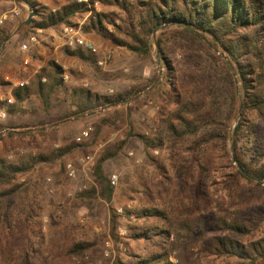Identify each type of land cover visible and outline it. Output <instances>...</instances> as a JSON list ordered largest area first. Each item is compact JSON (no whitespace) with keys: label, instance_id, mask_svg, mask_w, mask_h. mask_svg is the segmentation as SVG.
I'll use <instances>...</instances> for the list:
<instances>
[{"label":"rangeland","instance_id":"1","mask_svg":"<svg viewBox=\"0 0 264 264\" xmlns=\"http://www.w3.org/2000/svg\"><path fill=\"white\" fill-rule=\"evenodd\" d=\"M119 34L122 35L121 32ZM161 34L162 31L159 30L152 37L153 51L148 57H140L113 46L110 41H105L104 46L97 45L102 51L113 52L112 60L103 67L70 57L66 52L67 47L63 46L58 59L69 61V67L65 70L69 79L65 81L66 87L54 95L49 112L44 111L39 99L32 98L24 105L26 114L7 113V118L4 119L6 123L3 119L0 120V157L10 160L25 157L29 153L48 154L60 145L73 142L88 125L94 127L92 137L70 156L18 176L16 182L23 183L22 191L10 202L1 204L0 264H22L27 248L33 264H114L117 258L133 262L138 257H150L158 248L151 241L131 239V226L142 228L163 225L164 221L159 218L138 220L135 216L129 220L124 215L126 208L138 210L156 207L174 219L183 216L185 212L198 214L205 207L210 212L223 214L220 207L231 210L250 201L264 203V195L250 189L249 184L230 165V157L234 154L231 142L227 145L218 141L195 146V141H199L201 135L211 132L214 127L205 125L198 136L188 137L181 142H175L165 130L160 132L165 119L185 98L198 99L203 96L204 110L211 113L209 118L213 114L218 117L215 112L219 110L224 115L226 106L224 99L219 97L222 95L217 96L219 98L206 96L209 93L206 80L195 84L190 82L192 73L201 74L204 71L197 64L202 62L201 52L185 47L183 41L171 33L163 38L178 67L176 76L172 79L174 84L171 85L165 79V68L156 43ZM12 43L8 44L7 52ZM22 43L19 42V47L15 48L14 53L11 51V55H6L5 51L3 57H0V73L4 69L7 73L4 74L5 77L10 72L15 75L18 72L9 69L12 65L17 67L21 62L23 64L24 53L20 48ZM204 56L207 57L205 54ZM52 59L56 60L57 57ZM46 64L45 67L48 66ZM155 79L157 81L153 85ZM7 82L11 83L4 88L0 84V90L3 89L4 93L7 89H13L14 81ZM78 86L99 94H113L131 88L144 90L137 98L124 101L119 106L101 107L88 117L51 126V123L58 121L60 116L72 109V92ZM256 117L255 112L250 114L253 121L257 120ZM42 120L48 122L44 128L46 135L43 136L35 132L42 127ZM17 123L27 124V127L18 130L30 131L34 135L1 134L4 124L15 126ZM237 123L238 120L235 126ZM130 131L145 134L155 143L147 149L138 137H128ZM124 140L127 143L123 151L105 165V172L110 180L112 175L118 176L112 201L80 198V186L86 185V189H89L94 182L92 172L86 175L79 160L87 159L91 167V163L107 145ZM67 162H73L79 170V175L74 180L66 174ZM195 184L200 185V190L194 187ZM205 189L208 195L204 193ZM240 199L244 201L242 205ZM32 206L37 210L35 218H29L27 214ZM37 235L41 237L36 238ZM262 238L264 223L249 239ZM171 239L174 241L175 237L172 236ZM79 241L95 245L83 257L70 255L69 248ZM209 242L210 237L206 236L194 245H180L171 259L173 262L178 258L199 260L204 264L225 262L216 260L206 251Z\"/></svg>","mask_w":264,"mask_h":264},{"label":"trees","instance_id":"2","mask_svg":"<svg viewBox=\"0 0 264 264\" xmlns=\"http://www.w3.org/2000/svg\"><path fill=\"white\" fill-rule=\"evenodd\" d=\"M17 1L25 2L35 12L30 25L23 22L29 29L47 30L61 25L76 26L80 19L88 16L83 25L85 35H97L110 41L113 46L140 57L152 54V37L161 30L162 34L156 43L165 68V79L171 85L174 84L172 79L176 76L178 66L163 36L171 33L183 41L185 47L199 50L202 62L197 64L204 71L201 74L192 73L189 80L192 84L206 80L209 90L207 97L222 95L219 97L226 103L225 114L222 115L219 110L215 112L218 117L213 114L209 118L211 113L204 110L203 96L198 99L185 98L165 119V125L160 132L165 130L171 139L181 142L188 137L198 136L205 125H211L213 130L201 135L200 140L195 141V146L218 141L227 145L231 142L234 154L230 157V165L249 184L250 189L264 195V0H71L56 9L44 5L40 0ZM96 2L100 3V11L95 9ZM109 8L112 11H107ZM110 26L113 28H109ZM12 27L11 23L0 27V50L10 39ZM66 52L71 57L98 65L97 57L85 50L66 48ZM204 54L207 55L206 58ZM31 57L30 67L34 59L32 55ZM64 73V67L60 63L49 60L48 66L31 77L29 85L13 88L12 104L5 100L0 106L8 115L26 114L24 105L32 98H37L48 113L54 95L66 87ZM25 77L30 78L29 74ZM156 81L155 79L152 82L153 85ZM1 84L10 83L2 81ZM142 90L144 89L137 91L136 88H131L113 94H99L78 86L72 92V109L60 116L58 121L51 123V126L88 117L101 107L119 106L124 101L137 98ZM252 112L257 115L255 121L250 118ZM47 123L42 120V127L35 132L46 135L44 128ZM14 125L4 128L13 131L27 127V124L21 123ZM5 135L34 134L17 130ZM132 135L138 137L147 149L155 143L145 134H134L130 131L128 137ZM126 141L107 145L95 158L91 163L94 184L89 189L80 191V198L112 201L116 187L107 177L105 165L123 151ZM85 142L79 144L74 140L54 148L48 154L29 153L15 160L0 157V217L1 204L10 202L22 191L23 183L16 182L19 175L29 173L41 165L54 164L76 152ZM235 163L237 165L234 166ZM194 187L200 190L199 184ZM204 193L208 195L206 189ZM240 202L242 205L244 201L240 199ZM220 209L223 214L210 212L205 207L198 214L185 212L183 216L173 219L156 207H143L138 210L126 208L124 215L129 220L133 216L138 220L159 218L164 224L142 228L131 226V239L151 241L158 251L148 258L138 257L133 262L117 258L114 264H204L199 260L179 258L173 262L171 256L180 245H194L206 236L210 237L206 251L216 260L225 261L221 264L264 263V238L249 239L264 223V203L250 201L240 208ZM36 213L37 210L32 206L27 214L29 218H35ZM116 218L115 214L114 219ZM172 236L175 237L174 241H171ZM40 237L37 235L36 238ZM94 245L87 241L75 242L68 252L70 255L83 257ZM22 264H33L28 248Z\"/></svg>","mask_w":264,"mask_h":264},{"label":"crops","instance_id":"3","mask_svg":"<svg viewBox=\"0 0 264 264\" xmlns=\"http://www.w3.org/2000/svg\"><path fill=\"white\" fill-rule=\"evenodd\" d=\"M40 1L44 5H47L53 9H56L57 7L64 5L65 3L69 2L66 0H40ZM79 1H86L87 2L88 0H79ZM0 8L3 11L12 10V9L21 10V15L19 17L15 18V19L7 20V22L5 23V24L11 23V24H13V27L11 28L10 39L5 44L4 48L3 49L1 48V50H0V57L1 56L3 57V53L6 51L8 44H10L11 42H13L11 49L9 50V52H7V51L5 52V53H7L6 55H11V51H12V53H14L15 48L19 47V46H17V45H19V42H23L22 44L27 43L28 40L33 35L37 36V38H38V42L36 44L31 45V53H32L31 55L34 58L32 66L31 67L28 66L27 68L24 69L22 62H21V64H18L17 67L14 64L9 69H14V70H16V72L17 71L18 72L16 73V75L14 73L10 72L7 77L4 76V74H7V73H5L4 69H3L0 73V77H1L0 84L2 81H4L3 79H5L6 82L7 81H14V82L22 81V80L26 79L25 76H27L28 74L30 76V78L28 77V79H31V77L33 75L40 72L42 70V68H44L45 65H47L46 63H48V61L54 57H57L56 61L58 63L61 62L60 64L64 67V70L68 69L69 61H64V60L60 61L58 59V56L60 57V54H61L60 48H62L63 46L66 48L64 38H63L64 25H61V26H58V27H55L52 29H47V30L29 29L26 26L27 24L25 25L23 23L24 21H26L28 19L29 13H31L30 6L27 5L25 2H19L17 0H0ZM95 9H96V11L101 10V6H100L99 2L95 3ZM87 17L88 16H86L85 19H83V20L80 19L79 23L84 25V22L87 19ZM86 36H87V38L92 40L98 46H100V45L104 46V45H106L104 42L108 41V40H105L102 37H99L97 35H92V36L86 35ZM7 59H9V58H7ZM60 59H62V58H60ZM53 60H55V59H53ZM15 78H17V79H15ZM9 83H11V82H9ZM1 87L4 88L5 84H1ZM5 91H7V92L4 93L3 89L0 90V103L5 102V100H7L8 98H12L14 100L13 89H11L10 91L7 89ZM2 111H5V110L0 106V113ZM86 116H88V115H86ZM6 118H0V120L3 119L2 121L6 123V120H4ZM15 122L16 121H14V123ZM5 125L6 124H4V127H5ZM17 130L18 129H15L12 132H15Z\"/></svg>","mask_w":264,"mask_h":264},{"label":"built area","instance_id":"4","mask_svg":"<svg viewBox=\"0 0 264 264\" xmlns=\"http://www.w3.org/2000/svg\"><path fill=\"white\" fill-rule=\"evenodd\" d=\"M21 15V10L19 9H12V10H5L3 11L0 8V27H2L7 20L15 19ZM83 24L79 23L76 26L67 25L63 28V38L65 42V46L71 50L75 49H82L85 50L93 55H95L98 59V65L99 66H106L113 58V52L112 51H102L92 40L87 38V36L84 33ZM38 42L37 36L33 35L29 39L27 43L22 44L21 49L24 53L23 58V67L24 69L27 68L31 61L32 57L30 54L31 45L36 44ZM69 79V74L67 72L64 73V80L67 81ZM45 80V79H44ZM30 79L26 78L22 81H17L12 83V88L17 87H23L26 85H29ZM8 103L12 104L13 99L8 98ZM1 118H6L7 113L5 111H2L0 113ZM12 132L9 128H4L1 130V134H6ZM94 133V127L92 125H88L76 138V143H83L87 140H89ZM132 155V153H130ZM80 164L82 165L84 169V173L86 175L91 173V167L89 166V161L85 158H81L79 160ZM66 174L68 178L70 179H76L79 175V170L77 166L73 162H67L66 164ZM111 182L113 185H116L118 182V176L112 175L111 176ZM87 188L86 185L80 186L79 191L85 190ZM122 212V210H120Z\"/></svg>","mask_w":264,"mask_h":264},{"label":"water","instance_id":"5","mask_svg":"<svg viewBox=\"0 0 264 264\" xmlns=\"http://www.w3.org/2000/svg\"><path fill=\"white\" fill-rule=\"evenodd\" d=\"M30 9H31V13H30V16L28 17V19L26 20V24L27 25H30L31 24V22H32V19L34 18V16H35V12L33 11V8L32 7H30Z\"/></svg>","mask_w":264,"mask_h":264}]
</instances>
